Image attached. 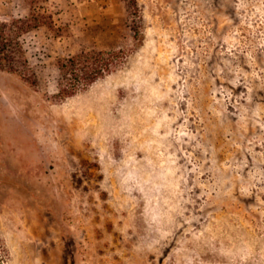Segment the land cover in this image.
<instances>
[{"label":"rangeland","instance_id":"374dc122","mask_svg":"<svg viewBox=\"0 0 264 264\" xmlns=\"http://www.w3.org/2000/svg\"><path fill=\"white\" fill-rule=\"evenodd\" d=\"M135 1L48 0L0 69L8 264H264V0ZM81 51L125 60L59 100Z\"/></svg>","mask_w":264,"mask_h":264},{"label":"trees","instance_id":"16d2710c","mask_svg":"<svg viewBox=\"0 0 264 264\" xmlns=\"http://www.w3.org/2000/svg\"><path fill=\"white\" fill-rule=\"evenodd\" d=\"M48 0H29L30 12L26 17L13 20L11 23H0V69L14 71L23 64L24 56L18 44L23 35L41 27L54 31L51 15L45 8ZM28 2V1H27ZM136 8V1L129 0ZM122 53H103L81 51L80 53L60 60L57 64L60 80L57 84L56 98L64 100L72 97L98 79L110 74L123 64ZM9 251L0 236V264H8Z\"/></svg>","mask_w":264,"mask_h":264}]
</instances>
